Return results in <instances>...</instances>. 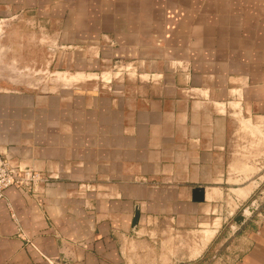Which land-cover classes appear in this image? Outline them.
Returning a JSON list of instances; mask_svg holds the SVG:
<instances>
[{
	"label": "crops",
	"instance_id": "obj_1",
	"mask_svg": "<svg viewBox=\"0 0 264 264\" xmlns=\"http://www.w3.org/2000/svg\"><path fill=\"white\" fill-rule=\"evenodd\" d=\"M21 16L78 39L59 41L78 84L0 82V153L35 175L0 198V264H264V203L234 233L219 212L255 187L239 142L264 139V0H0V23ZM0 46V78L26 82L34 45ZM197 228L200 248L163 245Z\"/></svg>",
	"mask_w": 264,
	"mask_h": 264
},
{
	"label": "rangeland",
	"instance_id": "obj_2",
	"mask_svg": "<svg viewBox=\"0 0 264 264\" xmlns=\"http://www.w3.org/2000/svg\"><path fill=\"white\" fill-rule=\"evenodd\" d=\"M48 24H44L42 20L38 19L35 16H21L15 17L11 19H5L0 23V41H31L34 45V48L29 50L26 48L23 53L22 58V69H24V65L26 68V82L20 83L18 79L15 83L9 82L7 80H2L0 78V82L8 87H27L26 84H31L34 88H50L52 86L57 85H75L78 82L68 81L64 78L68 77L69 74L76 73V63L77 58L80 56L77 53V48L75 46H66L60 45L59 41H78L73 35L67 34L64 36L62 31L60 30H52L47 27ZM64 33V32H63ZM63 35V36H62ZM19 49V46L10 45V50L12 48ZM1 48V46H0ZM28 51H31L29 54ZM34 51V52H32ZM31 55V57H30ZM93 56L92 50L90 49L86 54L87 59H91ZM29 59V60H28ZM28 65L31 66L28 69ZM106 67H101V70H110L114 68L113 64L106 63ZM116 70V69H114ZM98 70L97 72H99ZM29 75V76H28ZM30 83H29V81ZM79 84H83L85 87H101L107 85L105 81L101 79H92V80H84L79 82ZM242 136L241 134L239 137ZM243 141H240L239 144L244 145L243 148L246 152L245 154H249V156L244 157V163L251 166V172L246 173L242 180L245 181V184L253 182L255 187L254 191L248 196L243 197L239 194H232L229 192L230 190L225 189L224 196L220 201V209L219 212L223 214L227 219V223L224 224V232L228 234L230 225H234L233 229L236 231V222L235 217L241 213L245 214V217H252L253 208L257 207L256 202L259 200L261 203H264V139L260 141L257 140L258 137L249 136L248 132H243ZM3 155V154H2ZM231 193V194H230ZM229 194L233 197V201L231 200L229 204ZM235 205H238L235 208ZM234 211H232V208ZM247 207H251L250 211H246ZM251 215V216H250ZM213 215L210 217L209 222H213ZM200 228L193 229L190 232L181 233L179 236H171L170 234L164 235L161 237V240L164 241V246L172 248L177 246L181 249L182 252H186V249L191 246L192 250L200 248L202 245L203 237L202 231ZM223 233V234H225ZM234 239V238H231ZM230 240V239H229ZM228 240V241H229ZM144 245H148L146 239L143 240ZM230 245L227 248L226 246L221 250L218 249L219 256H225L229 252L234 250L238 239H234L233 241H229ZM139 241L136 242V245H139ZM199 244V245H198ZM213 250L209 249L203 258L200 260L202 264H214L213 260L220 262L221 264H225L224 259L211 258ZM160 252V251H159ZM167 252L164 250V253ZM144 254V253H142ZM141 254V258H142ZM145 260H143L144 262ZM142 262V263H143ZM136 264V263H135ZM199 264V263H198Z\"/></svg>",
	"mask_w": 264,
	"mask_h": 264
},
{
	"label": "built area",
	"instance_id": "obj_3",
	"mask_svg": "<svg viewBox=\"0 0 264 264\" xmlns=\"http://www.w3.org/2000/svg\"><path fill=\"white\" fill-rule=\"evenodd\" d=\"M35 175L24 172L21 173V169L14 166L11 161L0 153V198L4 196L5 190L14 186L20 190H28L30 183H34ZM233 233L235 232L232 227ZM240 249L236 251L233 256L225 257V264L236 260ZM228 256V255H227Z\"/></svg>",
	"mask_w": 264,
	"mask_h": 264
},
{
	"label": "water",
	"instance_id": "obj_4",
	"mask_svg": "<svg viewBox=\"0 0 264 264\" xmlns=\"http://www.w3.org/2000/svg\"><path fill=\"white\" fill-rule=\"evenodd\" d=\"M193 194H194V196H193L194 200H197V201H202L203 200V195H204L203 189H197L196 188V189H194ZM246 209H247L246 211L248 212L252 208L251 207H247ZM137 217H138V214H137V212H135V217H134L133 223H132L133 226H135L136 223H137ZM244 217H245V214L241 213V214L237 215V217H235L234 220H235L236 223L240 224V223L243 222Z\"/></svg>",
	"mask_w": 264,
	"mask_h": 264
},
{
	"label": "bare ground",
	"instance_id": "obj_5",
	"mask_svg": "<svg viewBox=\"0 0 264 264\" xmlns=\"http://www.w3.org/2000/svg\"><path fill=\"white\" fill-rule=\"evenodd\" d=\"M246 129V128H245ZM246 166V165H245ZM235 188V187H234ZM245 191H246V189H245ZM234 192H236V193H238V194H240V192H243L242 190H239V191H237L236 189H234ZM243 194V193H242ZM206 233V232H205ZM213 232H211V234H212ZM209 235H210V232H209Z\"/></svg>",
	"mask_w": 264,
	"mask_h": 264
}]
</instances>
